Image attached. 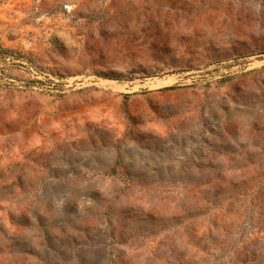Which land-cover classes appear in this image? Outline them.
Masks as SVG:
<instances>
[{"label": "rangeland", "instance_id": "obj_1", "mask_svg": "<svg viewBox=\"0 0 264 264\" xmlns=\"http://www.w3.org/2000/svg\"><path fill=\"white\" fill-rule=\"evenodd\" d=\"M0 264H264V0H0Z\"/></svg>", "mask_w": 264, "mask_h": 264}]
</instances>
